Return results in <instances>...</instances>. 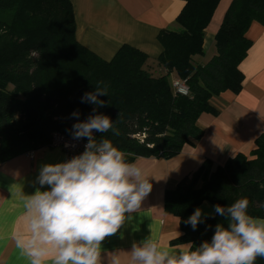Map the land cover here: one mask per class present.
I'll return each mask as SVG.
<instances>
[{
	"label": "trees",
	"instance_id": "16d2710c",
	"mask_svg": "<svg viewBox=\"0 0 264 264\" xmlns=\"http://www.w3.org/2000/svg\"><path fill=\"white\" fill-rule=\"evenodd\" d=\"M183 1L175 19L179 29L157 35V58L124 44L104 60L76 39L71 0H0V163L47 146L53 132L74 136L75 123L97 114L109 116L119 135L93 130V138L97 144L111 139L128 162L169 159L198 141L199 116L218 112L212 99L242 88L239 66L251 46L246 32L253 22L264 25V0L231 1L205 63L194 58L205 55V30L219 0ZM173 78L185 81L188 95L172 91ZM98 81L109 85L108 95L98 97L105 106L81 102ZM242 197L249 200L250 215L264 217V133L248 154L237 153L222 165L205 159L165 189L164 210L179 219L181 230L171 243L195 248L210 242L217 224L228 226L227 213L201 218L195 229L187 218L203 201L226 208Z\"/></svg>",
	"mask_w": 264,
	"mask_h": 264
},
{
	"label": "crops",
	"instance_id": "0c3cea01",
	"mask_svg": "<svg viewBox=\"0 0 264 264\" xmlns=\"http://www.w3.org/2000/svg\"><path fill=\"white\" fill-rule=\"evenodd\" d=\"M231 1L219 0L205 30V55L196 56V62L205 63L214 54V36ZM71 3L76 39L104 60H110L124 44L157 58L162 51L158 33L179 29L175 19L185 4L183 0H71ZM246 37L251 46L239 66L244 76L242 88L238 93L225 91L212 99L218 112L199 116L197 126L203 131L202 137L193 145H185L172 158L134 160L144 169L151 191L137 211L125 214V223L118 232L101 242L99 264H112L114 257L122 264H130L133 244L140 246L147 239L161 242V250L178 251V245H187L171 243L181 230L179 219L164 210L165 189L192 173L205 159L222 165L237 153L248 154L256 136L264 133V25L253 22ZM64 159L62 149L45 146L35 150L32 159L21 154L0 163V264H30L29 258L16 247L13 234L27 232L25 198L38 189H49L48 185L39 184L42 167L63 163ZM198 207L202 209L201 218L215 214L214 206L207 201ZM44 264L53 261L48 259Z\"/></svg>",
	"mask_w": 264,
	"mask_h": 264
},
{
	"label": "clouds",
	"instance_id": "9594fccd",
	"mask_svg": "<svg viewBox=\"0 0 264 264\" xmlns=\"http://www.w3.org/2000/svg\"><path fill=\"white\" fill-rule=\"evenodd\" d=\"M108 88L98 81L95 92H86L81 102L104 107L105 101L98 97L108 95ZM71 115L78 118L80 113ZM73 129L74 138H88L85 151L67 162L42 167L39 184L49 189H38L25 198L27 232L13 234L16 247L30 264H44L48 259L53 264H99L101 242L118 232L125 214L137 211L152 188L144 169L128 162L111 139L97 144L93 138V130L119 135L109 116H89ZM214 208L220 216L227 213L229 223L227 227L217 224L210 242L195 248L178 245V251H169L161 250V242L147 239L140 246L133 244L130 264H255L258 257L264 258V217L248 213V198ZM201 217L198 207L185 223L195 229ZM112 264L122 262L114 257Z\"/></svg>",
	"mask_w": 264,
	"mask_h": 264
},
{
	"label": "built area",
	"instance_id": "2783aa9c",
	"mask_svg": "<svg viewBox=\"0 0 264 264\" xmlns=\"http://www.w3.org/2000/svg\"><path fill=\"white\" fill-rule=\"evenodd\" d=\"M171 89L175 94L186 96L189 89L185 81L179 78H173L170 82ZM88 140L83 138H74V136L62 134L60 132H53L51 134L50 142L47 147H57L63 150L65 159L64 162L72 159L75 156L82 154L85 151V146ZM35 150H29L24 153L25 156L32 159L34 158Z\"/></svg>",
	"mask_w": 264,
	"mask_h": 264
},
{
	"label": "rangeland",
	"instance_id": "374dc122",
	"mask_svg": "<svg viewBox=\"0 0 264 264\" xmlns=\"http://www.w3.org/2000/svg\"><path fill=\"white\" fill-rule=\"evenodd\" d=\"M172 77H173V75H170V76H169V79H171Z\"/></svg>",
	"mask_w": 264,
	"mask_h": 264
}]
</instances>
